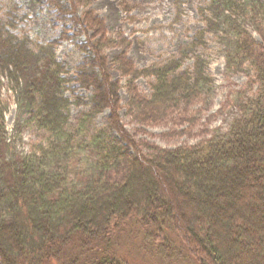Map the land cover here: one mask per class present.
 Returning a JSON list of instances; mask_svg holds the SVG:
<instances>
[{"label": "trees", "instance_id": "16d2710c", "mask_svg": "<svg viewBox=\"0 0 264 264\" xmlns=\"http://www.w3.org/2000/svg\"><path fill=\"white\" fill-rule=\"evenodd\" d=\"M19 10L12 3L0 14V90L6 78L27 122L49 140L38 153L18 154L0 101V264H128L114 249L140 234L166 261L173 257L170 264H264V0H209L200 13L204 29L163 63L138 70L114 60L128 83L152 79L148 98L134 84L128 89L127 109L138 122H163L209 97L201 57L181 70L206 34L217 37L226 73L253 70L256 93L232 92L224 105L238 112L226 132L172 148L136 141L120 125L119 86L102 53L112 45L83 37L71 2L59 17L78 39L73 79L61 76L54 57L61 32L46 45L16 34ZM80 89L89 95L80 97ZM82 104L71 125L70 106ZM105 110V126L90 129ZM166 230L179 251L167 249Z\"/></svg>", "mask_w": 264, "mask_h": 264}, {"label": "rangeland", "instance_id": "374dc122", "mask_svg": "<svg viewBox=\"0 0 264 264\" xmlns=\"http://www.w3.org/2000/svg\"><path fill=\"white\" fill-rule=\"evenodd\" d=\"M70 2L73 10H77L78 19L85 25L82 24L85 28L83 37L91 41L103 38L112 45L104 48L102 53L107 62L109 78L118 82L119 86L118 120L136 141L172 148L194 144L210 136L214 129L226 132L231 118L238 113L232 107L228 111L224 110L232 92L239 91L245 93V97H251L257 91L254 72L249 67L245 66L242 72L226 73L217 37L206 34L203 42L195 48L196 51L184 60L181 70L191 71L196 57H201L213 84L209 97L203 95L195 99L185 111L173 112L163 122H138L127 109L126 104L130 98L128 89L134 84L138 94L148 98L152 79L138 78L130 84L127 82L130 77L122 76L114 60L117 59L119 63L129 62L134 69L143 70L177 57L180 50L204 29L200 13L209 0H0V14L12 9V3L20 7L19 15L22 18L17 21V30H13L16 34H28L33 41L46 45L61 32V40L55 42L54 57L63 64L66 74L61 76L66 79L74 78V68L79 60L78 39L71 36L69 22L59 17V11ZM60 20L66 27L64 32L58 24ZM69 36L71 39L67 38ZM69 84L70 87L75 86L74 82L70 81ZM1 85L0 101L6 108V138L15 151L18 154H30L47 148L48 134L27 122L28 117L17 104V93L6 78L1 79ZM77 93L85 98L90 91L80 89ZM86 107L83 104L70 106L71 125H75L76 119ZM107 115L106 110L97 114L90 129L104 127ZM166 232L169 239L167 249L179 251L180 246L172 233L169 230ZM157 249L150 242L147 244L144 234H140L136 238L122 241L114 250L116 256L128 264H170L168 262L173 257L166 261L165 257L157 254ZM175 250L174 254L177 253Z\"/></svg>", "mask_w": 264, "mask_h": 264}]
</instances>
